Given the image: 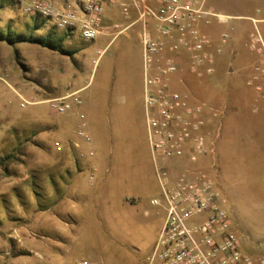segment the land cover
Wrapping results in <instances>:
<instances>
[{
	"label": "rangeland",
	"instance_id": "obj_1",
	"mask_svg": "<svg viewBox=\"0 0 264 264\" xmlns=\"http://www.w3.org/2000/svg\"><path fill=\"white\" fill-rule=\"evenodd\" d=\"M2 3L0 28L30 33L17 0ZM206 8L226 18L201 26L207 58L191 72L182 57L170 90L201 109L205 153L196 165L214 182L241 252L264 257V59L253 43L256 28L264 41V22L250 20H264V0ZM49 31L63 35L49 20L34 35ZM118 37L106 50L108 36L66 37L70 56L0 42V159L15 156L0 166V264H148L164 213L151 205L160 190L147 128L120 110L136 88L121 87ZM73 92L81 104L67 114L45 103ZM80 114L89 146L76 135ZM187 164L165 165L173 174Z\"/></svg>",
	"mask_w": 264,
	"mask_h": 264
},
{
	"label": "built area",
	"instance_id": "obj_2",
	"mask_svg": "<svg viewBox=\"0 0 264 264\" xmlns=\"http://www.w3.org/2000/svg\"><path fill=\"white\" fill-rule=\"evenodd\" d=\"M78 0L69 7H57L47 0H17L26 15L48 19L60 31H72L84 40H93L108 28L102 26L104 2ZM207 0H131L140 26L144 60V110L146 128L160 198L151 205L161 207L162 225L148 264H264V257L241 252L240 239L231 226L214 182L196 165L205 153L201 135L203 119L199 107L190 108L186 98L172 92V78L184 73L180 60L187 58L189 70L202 67L209 44L201 31L212 19L222 21L206 8ZM124 16L130 6L120 4ZM254 24L264 20H252ZM256 28V27H255ZM254 45L263 52L264 41L256 28ZM0 81L4 79L0 76ZM77 92L47 100L49 109L67 114L81 104ZM24 101V105H36ZM76 135L90 145L85 118L79 115ZM78 145V144H77ZM90 155H92L90 151ZM186 159L189 164L172 174L166 163ZM165 165V166H164Z\"/></svg>",
	"mask_w": 264,
	"mask_h": 264
},
{
	"label": "crops",
	"instance_id": "obj_3",
	"mask_svg": "<svg viewBox=\"0 0 264 264\" xmlns=\"http://www.w3.org/2000/svg\"><path fill=\"white\" fill-rule=\"evenodd\" d=\"M78 0H51L52 4L61 7H69L74 5ZM130 6L128 16H124L120 4ZM137 14L131 7V0H115L113 3L104 2V13L102 16V26L108 28V31L101 35L111 37L106 43L104 50L111 48L119 39V35H123V40L119 47H116V54L122 59V76L120 84L122 88H136L133 97H125L120 104V110L125 112L129 118L135 117L140 119L146 130V115L144 110V60L142 46L140 42V26L135 24L125 30L119 32L117 28H125L136 20ZM137 26H139L137 28ZM135 37H134V36ZM133 46V47H132ZM97 104L95 105V107ZM77 120L76 118H74ZM79 120V116H78ZM80 122V120H79Z\"/></svg>",
	"mask_w": 264,
	"mask_h": 264
},
{
	"label": "trees",
	"instance_id": "obj_4",
	"mask_svg": "<svg viewBox=\"0 0 264 264\" xmlns=\"http://www.w3.org/2000/svg\"><path fill=\"white\" fill-rule=\"evenodd\" d=\"M2 1L3 0H0V9L3 7ZM30 18L33 22L32 30L30 33L27 34L25 32H18L10 26H5L3 28H0V42H4L12 47L18 44L39 45L43 48H47L62 55L70 56L71 54H73L72 52H68L63 48L64 40L66 39V37L74 35L72 31H63L62 36H57L55 35V33L49 31L47 32L46 36L37 37L34 35L35 31L45 28V20L48 19H42L41 17L34 15H30ZM27 141H29V139ZM14 161L15 156L8 155L5 158L0 159V166L8 165L10 163H13ZM3 209H6V207L4 206Z\"/></svg>",
	"mask_w": 264,
	"mask_h": 264
}]
</instances>
